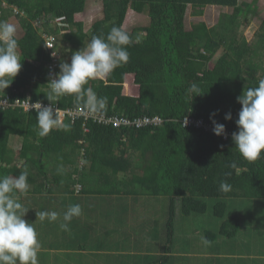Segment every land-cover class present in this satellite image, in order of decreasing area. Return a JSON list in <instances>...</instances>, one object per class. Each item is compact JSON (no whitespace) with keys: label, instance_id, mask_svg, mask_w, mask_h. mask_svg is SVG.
<instances>
[{"label":"trees","instance_id":"trees-1","mask_svg":"<svg viewBox=\"0 0 264 264\" xmlns=\"http://www.w3.org/2000/svg\"><path fill=\"white\" fill-rule=\"evenodd\" d=\"M87 1L0 0V21L8 20V6L25 12L19 18L24 31L18 37L22 68L4 93L0 92V98L6 94L12 99L25 98L29 93L32 100L52 103L62 110L85 108L86 97L80 101L75 96L47 100L52 74L47 67L50 56L43 34L55 36L60 57L56 73L60 63L70 62L71 54L86 46L92 36L106 37L113 26L132 38L127 47L128 62L106 78L85 85L98 97L107 98L104 108L95 112L104 116L103 122L83 116L72 119L66 114L62 124L57 123L47 136L39 137L35 110L0 108V176H17L27 169L32 192L50 189L56 184L53 177L58 185L67 183L58 187L56 198L62 193L63 197L74 194L78 184V192L115 194L119 207L128 196L133 207L159 205L163 215L157 224L148 223V232L150 239L162 242L163 251L134 255L136 261L122 264H230L234 257L229 255L235 254L236 248L229 243L236 236L250 235L254 231L251 217L264 210V153L249 162L241 158L231 140L241 107L236 97L264 79V19L249 42L240 27L249 23L253 5L242 6L239 0H94L101 3V16L86 30ZM209 5L229 7L231 12L220 13L211 26L193 21L187 29L188 6L197 16ZM130 12L145 14L149 23L128 30ZM56 17L68 23L67 31L55 24ZM37 18L41 23L34 27L32 22ZM192 84L203 93L191 99ZM229 112L232 120L226 121L224 116ZM211 113H216L213 119L225 125L229 136L182 124L189 117L213 126ZM145 116L159 117L160 122L134 124L135 119ZM13 136L19 137L16 150L11 147ZM222 181L231 185L230 191L219 190ZM48 198L47 204L52 205L53 199ZM207 199L215 200L211 211ZM237 203L245 204V213L228 210ZM148 211L151 216L157 214L153 209ZM121 213L123 216L125 212ZM204 215L214 222L213 230L203 228L198 233L196 240H201L202 246L195 249L193 232L203 224ZM175 218L181 222L178 232L183 234L177 248ZM63 222L62 218L55 233ZM80 223V216L73 217L68 230L61 229L62 242L67 241L73 250L86 249V253L62 254V261L56 263L98 264L106 256L86 239L77 249ZM195 250L209 251L210 255L193 256ZM222 251L227 252L223 258L219 256ZM90 255L100 258L94 260Z\"/></svg>","mask_w":264,"mask_h":264},{"label":"clouds","instance_id":"clouds-1","mask_svg":"<svg viewBox=\"0 0 264 264\" xmlns=\"http://www.w3.org/2000/svg\"><path fill=\"white\" fill-rule=\"evenodd\" d=\"M8 7L11 9L8 20L0 21V92L2 93L22 68L18 51V37L22 34L18 36L15 23L21 27L23 33L19 18L25 16V12L24 9L15 6ZM10 21L14 24L9 23ZM38 21L41 23L39 18L33 20L34 27L39 25ZM62 22L66 23L63 20ZM66 24L67 26H59L62 31H67L65 28H68V23ZM131 41L130 35L118 26H113L106 37L92 36L86 46L71 54L70 62L60 63L59 72L54 78L50 77L47 84V100L51 102L64 96H75L76 100L80 101L86 97V107L89 111L96 112L104 108L107 98L98 97L93 89L86 88L85 85L90 80L106 78L117 67L126 64L129 60L127 47ZM47 50L51 60V51ZM54 50L57 52L59 63V52L56 48ZM189 92L192 94L191 99L203 93L196 84L191 85ZM236 101L241 107L238 118L234 121L237 130L232 133L231 140L241 158L249 162L256 161L264 153V79L259 80L258 86L244 88L236 97ZM36 112L37 135L45 137L57 126L55 108L52 103L43 106L37 102ZM215 115L216 113H211L209 117L213 124V134L223 136L225 125L217 123L213 119ZM224 119L232 120L231 113H226ZM68 127L64 125L65 130H68ZM232 167H235V164ZM29 187L27 169L17 176H0V264H39L38 233L33 224L24 219L28 210L24 208L20 199L27 196ZM230 189L231 185L226 181H222L219 185V190L222 192H228ZM81 213L79 204L69 206L63 214L64 222L60 224L61 229L68 230L73 217H78ZM39 218L41 222L46 219L53 222L58 219V213L42 211L39 213ZM202 241L208 243L204 238Z\"/></svg>","mask_w":264,"mask_h":264},{"label":"crops","instance_id":"crops-1","mask_svg":"<svg viewBox=\"0 0 264 264\" xmlns=\"http://www.w3.org/2000/svg\"><path fill=\"white\" fill-rule=\"evenodd\" d=\"M9 23L14 24L12 21H10ZM21 34L22 33H20L19 36ZM11 147L14 150L18 149L20 147V142L17 140L13 141ZM21 163L22 162H19V164ZM67 170H71V168H67ZM48 171L51 172L52 169H49ZM52 182L56 184L50 186V189H44L36 192H32L34 188L32 185H30L29 190H31L32 193L30 192L29 194H27L29 196L20 198L24 208L28 210L24 219L27 222L33 224V227L38 233V240H42L39 249V252H41L42 255L38 254V258L47 261H41L42 263L40 262L39 264H59L56 263L55 260L62 261L61 255L70 252L72 253L78 251L81 253H86V249H78V247L83 245L85 239L91 242L92 247H99V251H102L103 256L106 255L104 257L108 258H111L113 256L111 254L112 252L107 249H102L104 246L108 245L111 246L109 248H113L116 246L114 244H120V246L124 250V252H122L120 255H122L123 253H129L130 255L140 256V254L145 253L146 250L154 248L150 244V241L152 239L146 242H138L137 237L135 235L132 236L130 235V232H126L127 228L126 230L123 229L120 223L123 221L121 211L123 210L125 212L124 214L127 216L128 222L138 221L139 216H137L136 218L133 217L134 214H138L144 216L145 220L147 221L146 225H148V223L157 224V221L163 215L164 211L159 205H154L153 208H149L153 209L157 213L151 216L150 212L148 211L149 209H144L142 207H133L134 203H132L131 199H129V196L127 197L128 199L120 202L119 207V201L115 194L106 195L99 194L98 192H78V184L75 185L76 190L74 194H66L64 195V198L62 193V196L59 197L63 199L61 200L59 198H56L57 195H59L58 187H65L67 183L58 185V183L54 181L53 177ZM47 197L53 199L52 205L47 204ZM75 204H79L82 209V213L80 215V234L76 240V247L78 250H73L71 247H68L67 241L62 242L63 235L61 229L58 230L57 233H55V226H57L61 222L63 218V213L67 210L69 206ZM42 211H55L58 213V219L53 222H49L47 219L41 222L39 218V213ZM145 220L144 222H146ZM86 223L90 226H87ZM108 224L110 226H108ZM106 227L109 237L104 231ZM114 233H116V235H119L121 233L122 236L125 237V239L123 241H116V235ZM149 237L150 235L147 234V237H145L144 239L148 240L150 239ZM161 245H163L162 242H158L156 247L159 248L160 251H163ZM124 246L126 248H124ZM159 250H156L153 254H159ZM45 255H48V257L45 258ZM104 257H101L99 259L98 264L110 263H107V259H104Z\"/></svg>","mask_w":264,"mask_h":264},{"label":"rangeland","instance_id":"rangeland-1","mask_svg":"<svg viewBox=\"0 0 264 264\" xmlns=\"http://www.w3.org/2000/svg\"><path fill=\"white\" fill-rule=\"evenodd\" d=\"M239 3L242 6H246L248 4H252V13L248 15V19H249V23L247 25H242L240 27V31H242L241 33L244 35V37L247 39V41H251L255 32L257 30L260 29L262 20L264 19V0H239ZM101 3L98 1H94V0H88L87 1V5H86V10H85V28L86 30H88L91 26L92 21L101 16ZM193 9L191 8V6H188L187 8V13H186V17H185V25L186 28L189 29L191 27V23L194 21H205L209 26L215 24L218 20V17L220 15V13L222 12H231V8L229 7H223V6H206L203 8V12L200 15H193L192 13ZM149 23V19L147 18V16L145 14H140V13H136V12H130L129 17L127 18V25L126 28L128 30L133 29L134 27H139V26H143V25H147ZM17 27V33L18 36L19 34L22 32L21 31V27L18 26V24H16ZM68 59V56H67ZM19 137L18 136H13L10 138V142L12 141H16L18 140ZM79 196V195H78ZM227 204L230 203L229 200H226ZM247 201V200H246ZM249 202V201H248ZM207 203H208V210L211 211L213 208V204L215 203L214 199H207ZM245 204H240L237 203V205L235 206H230L228 210H230L232 213H236L238 212V210L240 211V213H245L246 211V207ZM149 209V208H146ZM245 211V212H244ZM137 216H139L138 221H132V222H128L127 221V216L124 214L123 218L124 220L121 223V226L123 227V229L126 230L127 233H131L130 235H135L137 237V241L138 242H143V241H150L151 239H144L145 237H147V234H149L148 232V225H146L147 221L145 220L143 215H138V214H134L133 217L136 218ZM203 224H201L198 228H195V231L193 232L194 236V240L196 242H194V247L195 249L197 247L202 246V242L201 240H199L197 242L196 240V236L198 235V233L202 232L204 229L203 228H207L210 230H213V226H214V222H211V218L207 217V215L203 216ZM253 222L251 227L253 228V232L248 235L247 237H238L236 236L235 239H233L230 243L229 246H232L234 248H236V253L235 254H230V257H234V259H232V262L230 264H264V210L263 211H259V214H257L256 216H252L251 217ZM144 220L146 222H144ZM181 222H179V220L177 218H175V220L173 221L174 227H175V234H174V238L176 239V244L174 245L175 248H177L178 246V242L180 240V237H183L179 234L178 231L179 227L178 225ZM104 231L106 232L107 236L108 232H107V227L104 229ZM116 235V233H114ZM125 239L124 236H122V234L120 233L119 235H116V241H123ZM134 240V239H133ZM201 242V243H199ZM150 244L152 247H156V245L158 244L157 241H155L154 239H152L150 241ZM116 245L113 248H109L111 246L106 247L107 250H110L112 253V257L108 258V257H104V259H107V263L110 262L111 264H122V261H131L133 262V260L136 261L134 255H130L129 253H123L122 255H120L122 252H124V250L122 249V247L120 246V244H114ZM132 249V247H131ZM159 250V248H158ZM160 251V250H159ZM147 254H153L155 253V249H148L146 250ZM128 254V255H127ZM193 256H209L210 252L209 251H201V250H195L192 252ZM214 255V254H212ZM227 255L226 251H222L221 254L219 255L220 257H225ZM91 258H93L94 260H98L100 257L96 256V255H90ZM221 258V259H222ZM39 263L41 261H47V260H43V259H39L38 258ZM64 262V261H63ZM47 263V262H46ZM65 263V262H64ZM136 263V262H135Z\"/></svg>","mask_w":264,"mask_h":264},{"label":"built area","instance_id":"built-area-1","mask_svg":"<svg viewBox=\"0 0 264 264\" xmlns=\"http://www.w3.org/2000/svg\"><path fill=\"white\" fill-rule=\"evenodd\" d=\"M54 22L58 25V26H67L66 23L62 22V19L60 18H54ZM37 24H40V21L37 22ZM43 36L45 37L46 41H45V46L47 49H49L50 55H51V60L48 62L47 67L50 70V74H52V78L55 77L56 71L55 68L58 64V55L57 52L54 50L55 49V36L53 35H46L43 34ZM9 94H6V97L4 98H0V108H4V107H21L24 111H32L35 110L37 108V102H40L43 106H48L49 103L41 101V100H32L31 96L29 93L26 94L25 98H19V97H14L13 99L10 97ZM11 99V100H10ZM53 107L55 108V115H56V119L58 121V123L62 124L63 123V119L65 117L66 114H69L71 116L72 119H74L75 117H80L83 116L85 119L86 118H93L95 121H104V116L98 115L95 112H91L87 109V107L85 106V108H74V109H67V110H62L57 108V106L53 105ZM114 122H117L116 119H114ZM159 123L160 122V118L159 117H142V118H138L135 119L134 124L137 126H141L143 124L146 123ZM183 126H193L197 129L199 128H203V130L206 131H212L213 126L204 123V121L200 118H189L187 117L186 119L183 120L182 122ZM230 133L227 130V128L225 127V135H223V137L225 136H229ZM81 189L80 185H77V191H79Z\"/></svg>","mask_w":264,"mask_h":264}]
</instances>
